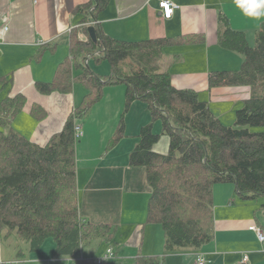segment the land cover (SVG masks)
<instances>
[{
	"label": "trees",
	"instance_id": "obj_1",
	"mask_svg": "<svg viewBox=\"0 0 264 264\" xmlns=\"http://www.w3.org/2000/svg\"><path fill=\"white\" fill-rule=\"evenodd\" d=\"M110 1L91 0L76 8L74 12L82 18L80 26L70 31V56L59 64L50 82L36 84L42 94L70 92L75 83L88 89L82 105L47 145H36L13 126L26 105L25 95L0 101L2 241L14 236L28 243L29 253H35L47 239H53L56 258L74 259L94 241L115 239L116 226L93 225L79 213L75 124L86 120L103 98L106 86L123 85L127 90L124 114L132 103L141 101L152 117L142 127L129 156L130 167L146 168L147 184L152 189L147 223L162 226L166 254L194 253L215 238L216 185H234L242 201L264 197V132L254 133L248 128L264 126V23L251 46L244 32L230 27L225 14L218 17L219 44L240 55L243 63L236 71L213 72L209 87L250 88L249 99L236 113L235 125L224 126L208 103L200 101L198 92L175 88L170 73L160 72L165 46L172 44V38L129 42L103 32L98 19ZM91 27L95 28L97 42L90 37ZM91 61L95 65L107 62L111 75L96 74ZM74 70L81 73L73 76ZM6 83L0 79L1 85ZM157 122L162 123L159 134L154 132ZM124 133L122 119L110 148L118 145ZM161 137L170 142L165 154L154 149ZM18 253L20 263L2 264H22L27 252L19 248ZM99 260L101 264L108 262L101 258L95 263ZM135 264L165 263L162 258L139 254Z\"/></svg>",
	"mask_w": 264,
	"mask_h": 264
},
{
	"label": "crops",
	"instance_id": "obj_2",
	"mask_svg": "<svg viewBox=\"0 0 264 264\" xmlns=\"http://www.w3.org/2000/svg\"><path fill=\"white\" fill-rule=\"evenodd\" d=\"M90 1L0 0L3 51L0 79L7 81L4 85L0 84V101L17 94L25 95L26 105L16 116L13 126L29 140L33 139L36 145L45 146L52 136L59 134L61 131L53 129L63 121L65 126L70 115L88 95V89L80 83H75L70 92L51 94L38 92L36 84L50 82L59 64L70 56V31L80 26L82 18L74 11L79 5ZM173 1L179 8L171 19H166L159 0H111L100 13L98 23L106 35L118 40L137 42L172 38V44L165 46L159 64L160 72L170 73L175 88L198 92L200 101L207 102L224 125L233 124L236 122L235 110L244 106L247 97L239 98L236 94L242 91L240 89L248 90L240 88L244 86L209 87L213 72L236 71L243 63L240 55L219 44L218 17L225 14L232 29L246 34L249 45L264 23V17L256 19L247 16L236 0ZM80 38L85 39V36L80 35ZM90 66L101 77L111 75L107 62L95 65L91 61ZM80 73V70H74L73 76ZM126 91L123 85L106 86L103 98L93 106L84 123L75 124L83 131L76 145L80 215L93 225L116 226L127 243L137 238V255L159 257L164 259L165 264H196L198 254L205 255L211 261L209 264H264V245L252 229L256 227L264 232V197L256 199L254 204L251 201L239 202L232 184H218L214 188L215 238L199 251L166 254L165 238L162 245L158 236L150 235L155 229V224L147 223L152 189L147 184L146 168L130 167L129 156L139 141L142 127L150 123L152 117L148 106L141 101L132 103L124 114ZM2 94L6 96L1 97ZM222 103H225V108ZM228 105L234 109L224 120ZM122 119L124 137L118 145L110 148V141ZM158 143L154 149L167 153L168 143L165 140ZM2 242L0 228V263H20L17 257L12 256L14 252L19 254V249L16 251L18 244L4 250ZM18 246L27 252L24 264L32 253H29L28 245ZM139 247L141 249L138 251ZM244 255L249 256V261H243ZM51 260V255H37L33 259L41 263Z\"/></svg>",
	"mask_w": 264,
	"mask_h": 264
},
{
	"label": "rangeland",
	"instance_id": "obj_3",
	"mask_svg": "<svg viewBox=\"0 0 264 264\" xmlns=\"http://www.w3.org/2000/svg\"><path fill=\"white\" fill-rule=\"evenodd\" d=\"M7 30H8V28L5 29V31H7ZM0 36H1V34H0ZM253 44H255V37H254V41H253V43L251 45L253 46ZM2 55H3V51L1 49L0 58L2 57ZM240 88H246L248 90V92L245 91V89H240L242 91H239L236 95L239 96V98H240V96H247L246 100L249 99V97H250V88L247 87V86L240 87ZM5 96L6 95H4V94L1 95V97H5ZM228 100H235V99H228ZM222 105L225 108V103H222ZM230 105L226 106L228 110L226 112V118H224V120H227V115L229 113H232V110L234 109ZM240 109L241 108H237L235 110V115H236L237 111L240 110ZM63 122L61 124H59L58 126H56L53 129V131H62L61 128L63 126ZM82 123H84V121H82L81 124ZM231 125L234 126L235 125V121L233 122V124H228V125L225 124L224 126H231ZM248 128L251 130V132H254V133L264 132V126L263 127H248ZM161 130H162V123L158 122L154 126V132L155 133L158 132V134H159V133H161ZM161 140H163V142L165 140V142L168 143V146H169L170 142H169V139L167 137H161ZM32 141H33V139H32ZM163 146H164V143L162 145H160V149L163 148ZM238 194L239 193H237V197H238L237 200L239 202H245V201L240 200V198H239L240 196ZM248 201H251L252 204H254L256 202L254 200H248ZM154 226H155V229H154L153 233H150V235L152 236L153 234H155L156 236H158L160 238L159 242L162 243V245H163L164 244L165 235H164V232L162 230V226L159 225V224H156ZM121 236H123V234L120 235V232H118L116 237H115V239L112 242H104L103 240H98L96 242L94 241V243L92 245L85 247L84 252L78 258H74V259L63 258V259H58V260H56L55 256H54L55 244H54L53 239H47L45 241L44 245L42 246V248L39 251L30 254L29 260L26 263H24V264H96L95 260L104 258L107 249L111 245H115L116 250H117L116 253H115V258H113L111 260H108V262L106 261V263H104V264H135V259L137 257L136 246L138 245V239L137 238L132 239L130 242L127 243V240L122 238ZM9 240H7V241L2 243L3 246H4V250L7 249V248H11L12 249L14 247L13 245H16V243L18 245H20V246H23V245L27 246L28 245V243H25L22 240L19 241L14 236L10 237ZM18 245H16V251L19 249ZM140 249H141V247H139L138 251ZM145 249H147V247ZM134 250L136 252H134ZM17 255H18L17 252L12 253L13 258L17 257ZM37 255L42 256V257H49L51 255L53 260H51L50 262H47V263L34 262L33 259ZM143 255H146V254H143ZM199 255H203V254H198L196 257H198Z\"/></svg>",
	"mask_w": 264,
	"mask_h": 264
},
{
	"label": "built area",
	"instance_id": "obj_4",
	"mask_svg": "<svg viewBox=\"0 0 264 264\" xmlns=\"http://www.w3.org/2000/svg\"><path fill=\"white\" fill-rule=\"evenodd\" d=\"M159 6L162 9V14L166 19H171L174 12L176 11L177 8H179L177 6V4L173 1V0H159ZM0 55H1V36H0ZM75 138L78 139L83 135V131L82 128L80 126L75 125ZM253 230H255V232H257L258 238L260 240V242L264 245V233L262 229L256 228V227H252ZM115 247L111 246L106 254L105 257L103 258L104 261L109 260V259H113L115 256ZM244 262L249 261V256L248 255H244L243 258ZM102 260L97 261V264H101ZM196 264H209L211 263V261L209 259H207L205 257V255H199L198 257H196Z\"/></svg>",
	"mask_w": 264,
	"mask_h": 264
},
{
	"label": "clouds",
	"instance_id": "obj_5",
	"mask_svg": "<svg viewBox=\"0 0 264 264\" xmlns=\"http://www.w3.org/2000/svg\"><path fill=\"white\" fill-rule=\"evenodd\" d=\"M236 4L249 17L256 19L264 17V0H236Z\"/></svg>",
	"mask_w": 264,
	"mask_h": 264
},
{
	"label": "water",
	"instance_id": "obj_6",
	"mask_svg": "<svg viewBox=\"0 0 264 264\" xmlns=\"http://www.w3.org/2000/svg\"><path fill=\"white\" fill-rule=\"evenodd\" d=\"M90 37L94 42H97V36H96V31L94 27H91L89 29Z\"/></svg>",
	"mask_w": 264,
	"mask_h": 264
},
{
	"label": "bare ground",
	"instance_id": "obj_7",
	"mask_svg": "<svg viewBox=\"0 0 264 264\" xmlns=\"http://www.w3.org/2000/svg\"><path fill=\"white\" fill-rule=\"evenodd\" d=\"M264 233V232H263Z\"/></svg>",
	"mask_w": 264,
	"mask_h": 264
}]
</instances>
